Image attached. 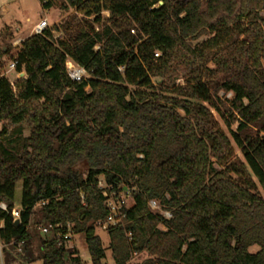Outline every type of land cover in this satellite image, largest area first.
I'll return each instance as SVG.
<instances>
[{"label": "trees", "instance_id": "trees-1", "mask_svg": "<svg viewBox=\"0 0 264 264\" xmlns=\"http://www.w3.org/2000/svg\"><path fill=\"white\" fill-rule=\"evenodd\" d=\"M59 3L74 12L23 40L25 76H0L4 242L42 264H82L57 238L70 225L104 264L103 179L132 192L124 221L105 229L114 264H264V0ZM10 48L0 41V70ZM69 59L89 77L74 81ZM37 215L62 228L36 233Z\"/></svg>", "mask_w": 264, "mask_h": 264}, {"label": "rangeland", "instance_id": "rangeland-1", "mask_svg": "<svg viewBox=\"0 0 264 264\" xmlns=\"http://www.w3.org/2000/svg\"><path fill=\"white\" fill-rule=\"evenodd\" d=\"M59 0H55V4L50 8L43 7L41 0H0V38L2 37L3 32L9 30L12 32L11 38H1V44H10L12 48V41L14 39L26 37L34 34V28L41 20L47 19L50 27L59 24L63 18L73 14V10L68 12L61 10L59 5ZM105 15L108 16L109 13L105 12ZM56 36H62L60 33H55ZM10 48V49H11ZM7 64L3 70L7 71L8 77L11 79L16 78V72H13L9 68V60H6ZM24 73V72H23ZM25 76V73L22 77ZM181 82V80H178ZM231 94H228L230 96ZM2 123H0V130L2 128ZM28 134V132L26 133ZM81 166L80 168H84ZM22 199V181L19 180L16 184L15 189V200L14 206L20 207ZM132 204V196L127 197V205ZM45 225L44 221L39 215L33 216L31 221L30 228H33L36 233L41 234L40 226ZM96 233L100 235L103 240L104 246L107 248V259L104 261V264H114L111 258V252L108 248L109 246V237L105 229H102L97 225ZM70 246L76 248L79 252V256L82 259V262H90L91 257L88 251L86 244V235L85 232H79L74 235L73 240L69 243ZM254 246L252 249H255ZM6 260L8 263L13 264H42V261L37 257L35 249L32 248L29 252L24 251L22 254H17L15 249L12 247L6 250ZM147 252L141 254H134L131 259L132 263H141L145 259L149 258Z\"/></svg>", "mask_w": 264, "mask_h": 264}, {"label": "built area", "instance_id": "built-area-1", "mask_svg": "<svg viewBox=\"0 0 264 264\" xmlns=\"http://www.w3.org/2000/svg\"><path fill=\"white\" fill-rule=\"evenodd\" d=\"M50 27L47 19L41 20L36 26H35V33H42L44 29ZM132 32H134L132 30ZM59 37V36H57ZM22 38L14 39L12 41V54L15 55V58L9 62V68L13 71L16 72V78L11 79L8 77V73L5 70H0V76H5L11 80L13 83L17 78H22L24 75L23 71L18 72L16 70V66L18 64L17 60V52L19 48L21 47L23 43ZM156 56H159V53H156ZM67 70L69 76L74 80V81H82L84 79H87L89 77L86 69L82 66H79L78 64L74 63L72 60H67L66 62ZM120 71H123L124 68L120 67ZM98 186L102 189L103 195L106 198V205L109 209V216L107 217L106 220L104 221H99L97 225H99L102 229H107L110 225H117L118 223H122L125 218V213L123 212V209L127 205V197L132 196L131 190H125V191H114L112 186L106 185L105 181L103 179H100L98 182ZM45 203V202H43ZM150 206L153 210H158L159 205L157 201L151 200L150 201ZM0 208L8 211V205L5 202H0ZM163 214L166 217H171V213L169 211H163ZM11 215L13 216L14 219H19L20 218V208L18 207H13L11 210ZM3 222L0 221V264H13V263H8L6 260V250L8 248L12 247L15 249L17 254H22L24 253V244L23 242H18L16 239H13L9 244H6L4 240L1 237V227H2ZM60 230L62 228L61 224H56L55 226L52 224L48 225H42L40 226V230L44 235L50 234L53 229ZM72 226L69 225V230L66 233H62L61 231H58L57 233V238H64L67 242L70 248H73V246H70V242L74 238V232L71 230ZM82 264H93L91 261L90 262H83Z\"/></svg>", "mask_w": 264, "mask_h": 264}, {"label": "water", "instance_id": "water-1", "mask_svg": "<svg viewBox=\"0 0 264 264\" xmlns=\"http://www.w3.org/2000/svg\"><path fill=\"white\" fill-rule=\"evenodd\" d=\"M160 3L162 4L163 2H160ZM15 223H16V225H18L20 223V220L19 219H16L15 220Z\"/></svg>", "mask_w": 264, "mask_h": 264}, {"label": "crops", "instance_id": "crops-1", "mask_svg": "<svg viewBox=\"0 0 264 264\" xmlns=\"http://www.w3.org/2000/svg\"><path fill=\"white\" fill-rule=\"evenodd\" d=\"M36 25H37V24H36ZM34 33H35V28H34ZM4 37H5V38H7V37L5 36V34H4V32H3V34H2V37H1V38H4ZM1 38H0V39H1ZM1 43H2V41H1Z\"/></svg>", "mask_w": 264, "mask_h": 264}]
</instances>
